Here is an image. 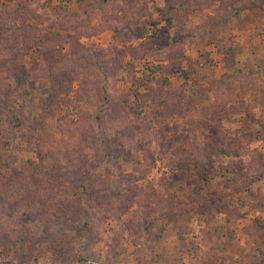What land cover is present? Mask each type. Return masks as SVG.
<instances>
[{
	"label": "rangeland",
	"instance_id": "obj_1",
	"mask_svg": "<svg viewBox=\"0 0 264 264\" xmlns=\"http://www.w3.org/2000/svg\"><path fill=\"white\" fill-rule=\"evenodd\" d=\"M0 264H264V0H0Z\"/></svg>",
	"mask_w": 264,
	"mask_h": 264
},
{
	"label": "trees",
	"instance_id": "obj_2",
	"mask_svg": "<svg viewBox=\"0 0 264 264\" xmlns=\"http://www.w3.org/2000/svg\"><path fill=\"white\" fill-rule=\"evenodd\" d=\"M14 80L8 81L9 84V89L11 88V96H15L17 99L18 98H25L26 100L32 95L29 93V91H34L36 89V81L33 79L31 73L27 74L26 78H22L20 82L13 84ZM15 89L13 90L12 89ZM17 88V89H16ZM22 96V97H21Z\"/></svg>",
	"mask_w": 264,
	"mask_h": 264
}]
</instances>
